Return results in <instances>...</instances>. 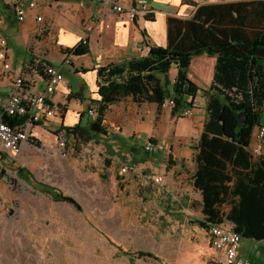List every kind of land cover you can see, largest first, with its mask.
I'll list each match as a JSON object with an SVG mask.
<instances>
[{"label": "rangeland", "instance_id": "374dc122", "mask_svg": "<svg viewBox=\"0 0 264 264\" xmlns=\"http://www.w3.org/2000/svg\"><path fill=\"white\" fill-rule=\"evenodd\" d=\"M223 1L193 0L202 5ZM196 60L189 76L204 87ZM63 74L78 81L69 66ZM196 105L202 117L206 107L202 91ZM162 107V120L148 119L144 110L134 121L141 131H150L148 138L158 142L166 138L170 149L168 140L176 136L181 122L193 121L195 128L189 135L179 134L176 148L181 154L169 159L160 154L161 159L151 162L163 165L145 163L138 174L120 175L123 160L131 156H111L108 145L113 142H105L104 136L99 143L69 145L65 156L52 148L53 138H41L40 144L28 145L15 157L0 150V264H214L209 231L198 223L204 218L202 197L192 187L203 119L173 118L172 107ZM88 119L86 115L83 122ZM103 128L120 133L106 125ZM158 130L165 137L157 138ZM18 168L31 180L18 176ZM159 173L165 176L163 183L155 181ZM35 181L69 196L79 207L54 202L38 190ZM251 244L243 239L244 252L250 253ZM141 250L154 253L161 261L134 258L132 263L123 254ZM259 258L264 261V254Z\"/></svg>", "mask_w": 264, "mask_h": 264}, {"label": "trees", "instance_id": "16d2710c", "mask_svg": "<svg viewBox=\"0 0 264 264\" xmlns=\"http://www.w3.org/2000/svg\"><path fill=\"white\" fill-rule=\"evenodd\" d=\"M193 6L196 11L189 19L169 18L166 47L148 45L145 57L98 68L101 98L95 101L97 118L68 129L67 135L76 147L99 142L101 135L108 136L102 122L109 107L127 97H132L137 105L151 103L159 108L173 101L171 113L176 117L195 107L202 91L206 98V121L196 147L197 170L192 179L193 189L202 197L204 218L198 223L207 230L209 225H226L240 233L242 239L264 242V158L253 159L249 149L255 128L264 125V0ZM65 53H90L88 41L67 48ZM204 55L216 57V63L210 87L202 90L189 75L192 60ZM174 68L177 75L171 80L169 74ZM0 118L11 126L25 122L23 117L9 116L2 109ZM94 123L102 127L100 132L92 130ZM111 140L118 142L120 153H140L118 135ZM33 144L40 143L34 139ZM110 153L118 154L113 149ZM143 155L146 159L157 154L145 151ZM18 176L31 180L22 168H18ZM35 183L54 202L79 207L52 186ZM225 206L230 208L229 212ZM123 254L132 263L134 258L161 261L154 253L143 250Z\"/></svg>", "mask_w": 264, "mask_h": 264}, {"label": "crops", "instance_id": "0c3cea01", "mask_svg": "<svg viewBox=\"0 0 264 264\" xmlns=\"http://www.w3.org/2000/svg\"><path fill=\"white\" fill-rule=\"evenodd\" d=\"M111 1L0 0V33L8 41V55L12 64L11 72L0 77V109H4L7 93L17 76H22L25 79V87L29 92L40 94L46 86L43 73L45 65L62 66L63 71L69 66L73 70L74 78H78L77 82H73L64 76V81L56 86L53 93L49 95L48 105L58 110V112L56 116L43 121L32 129L31 136L35 140L53 138L55 146L61 134L68 133V129H73L79 124L85 125L90 121L88 112L91 109H97L95 101L101 98L98 94V68L111 63H123L129 59L145 57L149 52L148 45L166 47L169 43V18L187 20L196 11L193 6L196 2H193V0H150L153 8L152 13L140 14L132 22L117 18ZM119 1L123 6L129 8L135 4L136 0ZM225 1L235 2L239 0ZM30 3H35L36 7L28 8L27 6ZM20 5H26L27 7L24 21H19L16 16L15 9ZM148 15H151V17H148ZM38 17H42V20L38 21ZM83 40L88 41L90 53L83 56H73L65 53L67 48L75 47ZM196 58L199 68L198 74L202 77L205 86H201L194 77H189L201 89H205L206 86H210L212 83L216 57L204 55ZM77 61L81 63H77ZM84 69L90 71L85 72ZM174 69L169 74L171 80H174L177 75V71H173ZM125 100L128 103H125ZM163 108L151 103L137 105L132 97L124 98L109 107L102 125L108 126V130L118 129L120 133H113L104 129L108 136L101 135L100 138L104 136L105 142H113L110 144L113 147L111 149L118 152L119 155L131 156V160H123L124 162L119 168L120 175H123L121 174L122 168L127 166L131 168L130 172L138 174L139 166L145 163L163 165V162H151L152 159H161L160 154L145 159L143 155L145 153L144 142L152 134L150 131H141L139 123H134L144 110L147 111L146 116H148V119L162 120V116L165 114ZM201 111V108L196 105L193 107L191 116H183L182 114L173 117L172 113H170V116L182 120L194 116L195 118H201L203 119L202 126L204 128L206 112L204 109L203 116L200 117ZM86 115L88 120L83 122ZM194 124L193 121L181 122L176 131V136L168 140L172 147L170 146L169 149L166 145V138L165 141L161 142L167 149V153H163L162 156L169 159L172 155L174 157L175 154H181L176 148L179 134L189 135L188 133L195 128ZM135 130L136 133L133 132ZM114 135L126 139L131 146L137 147L140 153H120L121 149L118 142L111 140ZM156 135L157 138L165 137L162 130H158ZM68 142V146L73 144V140L69 137ZM54 146L52 148H56ZM115 146L118 148L115 149ZM111 149L109 148L111 156H119L110 153ZM158 176H164V174L159 173L154 178ZM198 194L200 193L198 192ZM225 210L229 212L230 208L225 206ZM242 241L239 256L249 260L252 264H264V261L259 258L264 254V242L250 240L253 244H251L249 253L248 251L244 252ZM255 243L261 245L263 249H257ZM212 252L214 264H226L223 253L217 252L213 248Z\"/></svg>", "mask_w": 264, "mask_h": 264}, {"label": "built area", "instance_id": "2783aa9c", "mask_svg": "<svg viewBox=\"0 0 264 264\" xmlns=\"http://www.w3.org/2000/svg\"><path fill=\"white\" fill-rule=\"evenodd\" d=\"M113 11L117 18L122 20L135 21L140 14H150L153 11L150 0H136L131 7L123 6L119 0H112ZM28 8L36 7L35 3H30ZM26 5L17 6L16 16L19 21H24L26 17ZM38 21L42 17L37 18ZM84 43L87 40H83ZM8 41L5 36L0 33V77L11 72L12 64L9 60ZM63 67L57 65H45L43 73L46 80L45 90L40 93L29 92L25 85V79L17 76L11 85L10 91L7 93L4 102V113L9 116H21L25 122L16 126L8 125L0 118V150L7 156L15 157L21 149L28 145H34V137L31 136L32 129L36 125H40L43 121L56 116L58 110L48 105L49 95L53 93L55 87L64 81ZM165 105L174 106L173 101L166 102ZM89 116L94 120L97 118V110L91 109ZM193 108L186 109L183 116H191ZM68 133L64 132L57 139L55 147L59 149L61 154L65 156L68 148ZM145 151L150 155L167 153L165 145L161 142L147 138L144 142ZM250 152L253 159L264 158V125H258L254 131L252 141L250 143ZM131 170L130 167L122 168L121 174H125ZM157 183L164 182V176L155 178ZM209 237L211 247L221 252L225 256L226 264H252L249 260L239 256L240 244L242 241L241 234L234 231L226 225H209Z\"/></svg>", "mask_w": 264, "mask_h": 264}, {"label": "water", "instance_id": "95a60500", "mask_svg": "<svg viewBox=\"0 0 264 264\" xmlns=\"http://www.w3.org/2000/svg\"><path fill=\"white\" fill-rule=\"evenodd\" d=\"M239 117L241 119V122H243L242 116L239 115ZM92 130L95 132H100L102 130V127L99 126L98 124L94 123V124H92Z\"/></svg>", "mask_w": 264, "mask_h": 264}]
</instances>
